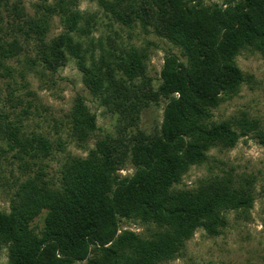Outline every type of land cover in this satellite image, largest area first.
<instances>
[{
  "label": "trees",
  "instance_id": "1",
  "mask_svg": "<svg viewBox=\"0 0 264 264\" xmlns=\"http://www.w3.org/2000/svg\"><path fill=\"white\" fill-rule=\"evenodd\" d=\"M11 2L0 0V68L11 73L6 61L24 51L21 40L35 44L38 60L52 73L71 57L85 88L118 115L120 128L97 140L87 157L69 159L58 186L43 171L17 180L10 211L0 212L7 264H164L181 255L198 230L217 237L228 226L227 212L253 208L254 177L221 172L194 190L178 186L192 167L209 162L215 148L231 150L250 135L264 147L258 119L242 113L218 121L213 113L247 82L237 63L241 52L264 56V0H100L116 23L140 27L179 50L165 56L156 89L147 75L149 49L94 41V18L74 10L72 1L43 4L38 18ZM5 14L12 20L5 22ZM52 16H60L64 32L47 41ZM161 101V127L147 134L139 127L141 113ZM0 118V135L18 159L53 155L50 139L27 135L22 118ZM98 130L96 115L77 96L70 139L84 145ZM128 162L134 172L122 176ZM44 211L37 233L32 224ZM131 220L148 226L149 234L123 229Z\"/></svg>",
  "mask_w": 264,
  "mask_h": 264
},
{
  "label": "rangeland",
  "instance_id": "2",
  "mask_svg": "<svg viewBox=\"0 0 264 264\" xmlns=\"http://www.w3.org/2000/svg\"><path fill=\"white\" fill-rule=\"evenodd\" d=\"M72 1L73 9L88 14L95 25L91 26L90 37L94 41L109 38L117 45L147 47L150 52L147 75L156 89L164 58L168 53L179 55L178 49L154 34H146L140 27L129 29L116 23L100 7V0ZM205 4H223L224 0H203ZM56 0H12L23 8L29 18L42 15V5H53ZM6 16V14H5ZM10 16L5 22L11 21ZM64 32L60 16H52L47 41ZM12 40L13 36L7 37ZM24 51L14 59L6 61L11 73L0 68V114H9L10 120L23 119L27 135L43 134L53 145V155L44 160L25 157L20 160L17 150L0 135V212L10 211V199L17 180H25L40 171L45 180L58 186L64 164L73 157L85 158L94 149L97 140L103 136L116 135L120 128L117 114L112 113L85 88L82 74L71 57L57 73L48 71L38 60L34 43L21 40ZM247 82L226 99L219 108L213 110L215 119L220 121L239 116L242 113L258 119L264 128V56L253 50H245L237 58ZM24 74V77H23ZM77 96L85 99L91 112L97 117L99 130L84 145H78L69 137V116ZM165 103L152 104L141 113L140 128L147 134L157 133L163 120ZM27 112L28 114H26ZM1 119V118H0ZM1 122V121H0ZM58 141L63 142L57 147ZM210 160L202 166H194L184 176L178 189L194 190L199 181L221 172H233L236 176L254 177L255 202L253 208L244 214L230 211L226 213L228 226L217 237H211L202 229L187 242L184 252L176 259L164 264H264V147L250 135L242 139L235 148L225 150L215 148L210 152ZM134 167L130 162L120 171L122 176L131 175ZM44 211L32 224L40 233L44 228ZM123 229L135 231L144 236L149 234L148 226L140 222L125 221ZM7 248L0 250V264H7Z\"/></svg>",
  "mask_w": 264,
  "mask_h": 264
}]
</instances>
